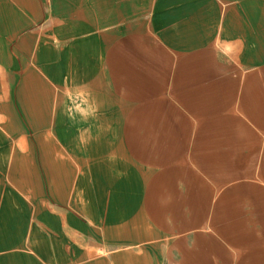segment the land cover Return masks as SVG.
I'll list each match as a JSON object with an SVG mask.
<instances>
[{
  "label": "crops",
  "instance_id": "1",
  "mask_svg": "<svg viewBox=\"0 0 264 264\" xmlns=\"http://www.w3.org/2000/svg\"><path fill=\"white\" fill-rule=\"evenodd\" d=\"M0 264H264V0H0Z\"/></svg>",
  "mask_w": 264,
  "mask_h": 264
}]
</instances>
